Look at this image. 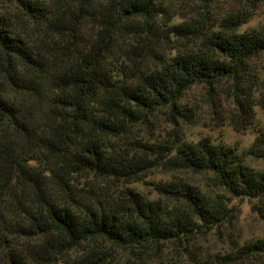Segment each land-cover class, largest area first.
Segmentation results:
<instances>
[{
    "label": "trees",
    "instance_id": "obj_1",
    "mask_svg": "<svg viewBox=\"0 0 264 264\" xmlns=\"http://www.w3.org/2000/svg\"><path fill=\"white\" fill-rule=\"evenodd\" d=\"M222 82L244 151L184 134L186 92ZM257 104L264 0H0V264H264L227 202L264 201Z\"/></svg>",
    "mask_w": 264,
    "mask_h": 264
},
{
    "label": "rangeland",
    "instance_id": "obj_2",
    "mask_svg": "<svg viewBox=\"0 0 264 264\" xmlns=\"http://www.w3.org/2000/svg\"><path fill=\"white\" fill-rule=\"evenodd\" d=\"M259 18L252 20V24ZM242 88L233 90L227 82H222L215 91L207 94L203 86H193L186 92L184 102L191 113L195 117V122L184 128L186 140L197 141L201 138H209L214 142H223L227 145L234 146L239 150H246L250 146L254 134L250 130L237 131L230 125L234 117L235 104L234 93L241 96ZM210 99L217 105L215 108ZM241 98L237 101L241 102ZM244 103V101H242ZM255 116L254 124L264 126V108L260 104L252 107ZM154 130L149 132L154 137L167 132L170 125L165 121L157 120L153 124ZM247 162L254 168L264 170V159H255L246 157ZM154 176L148 177L149 180H169L177 178L186 181L189 184L199 186L213 194L218 191L216 188L211 189L212 182L205 175L192 174L190 172L178 169H166L165 165L154 170ZM148 191V190H147ZM228 206L232 208L236 217L237 233L242 238L264 237V201L258 204L259 208L251 207V203L247 199H229Z\"/></svg>",
    "mask_w": 264,
    "mask_h": 264
}]
</instances>
